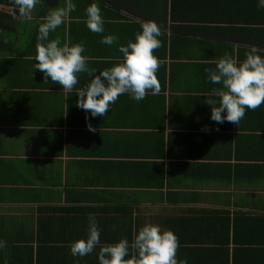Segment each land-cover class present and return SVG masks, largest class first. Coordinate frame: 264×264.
I'll use <instances>...</instances> for the list:
<instances>
[{
	"label": "crops",
	"instance_id": "crops-1",
	"mask_svg": "<svg viewBox=\"0 0 264 264\" xmlns=\"http://www.w3.org/2000/svg\"><path fill=\"white\" fill-rule=\"evenodd\" d=\"M73 2L49 40L83 42L97 72L122 60L119 45L134 42L144 22L158 24L161 91L140 102L122 95L106 116L86 120L75 91L86 73L65 91L34 69L39 25L65 0L38 3L30 19L13 18L0 0V264H99L102 246L131 245L146 224L174 232L178 261L264 264V104L237 126L213 122L204 103L222 87L205 69L225 53L238 63L252 47L264 56V9L257 0ZM94 2L103 33L86 27ZM107 35L117 43L101 44ZM90 214L100 245L73 257Z\"/></svg>",
	"mask_w": 264,
	"mask_h": 264
},
{
	"label": "clouds",
	"instance_id": "clouds-1",
	"mask_svg": "<svg viewBox=\"0 0 264 264\" xmlns=\"http://www.w3.org/2000/svg\"><path fill=\"white\" fill-rule=\"evenodd\" d=\"M41 0H11L14 8L13 18L30 19L31 12ZM258 9H264V0H257ZM76 11L73 0H65V6L51 11L44 22L39 25L34 69L43 74L44 82L49 78L53 83L62 86L65 91H72L79 83V74L86 73L89 79L85 85L76 88L79 99L76 106L84 110L86 120L98 116H106L110 106L122 95L140 102L147 95H158L161 85L157 78L160 61L153 55L155 49L162 47L159 37L162 32L154 21L141 25L142 31L136 33L135 41L127 45H119L122 60L97 72L88 66V57L83 42L69 45L57 39L49 40L50 32H54L64 23L70 12ZM86 27L94 33L104 32V18L97 3L85 9ZM115 35L103 36L100 43L112 46L117 43ZM47 41V43H45ZM261 50L252 47L245 53V59L237 62L230 53L216 62L215 69H205L207 79L213 84L222 85L213 90L218 99L207 98L204 103L211 106L210 119L223 124L230 122L239 125L245 117L246 110H255L264 104V56ZM67 98V97H66ZM88 129H96L88 123ZM88 234L86 239L72 243L71 255L84 257L91 254L100 245V229L95 215L88 217ZM179 239L171 230H162L158 224H146L134 230L132 244L121 239L116 244L104 245L100 248L99 264H187V260L177 259ZM5 242L0 240V249ZM131 258L125 259L130 255Z\"/></svg>",
	"mask_w": 264,
	"mask_h": 264
},
{
	"label": "trees",
	"instance_id": "trees-1",
	"mask_svg": "<svg viewBox=\"0 0 264 264\" xmlns=\"http://www.w3.org/2000/svg\"><path fill=\"white\" fill-rule=\"evenodd\" d=\"M4 1H9V2H11V0H4ZM41 2H42L43 4H46V5H50V4H52V0H41Z\"/></svg>",
	"mask_w": 264,
	"mask_h": 264
}]
</instances>
